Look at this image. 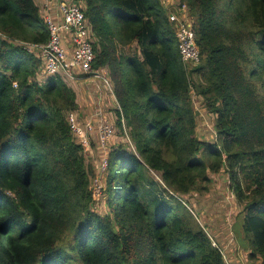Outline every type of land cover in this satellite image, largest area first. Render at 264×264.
I'll return each instance as SVG.
<instances>
[{"label":"trees","instance_id":"16d2710c","mask_svg":"<svg viewBox=\"0 0 264 264\" xmlns=\"http://www.w3.org/2000/svg\"><path fill=\"white\" fill-rule=\"evenodd\" d=\"M176 1L197 64L180 58L162 0H67L88 21L114 109L100 175L69 125L73 86L41 75L28 48L49 39L39 5L0 0V264H226L188 201L215 210L218 174L236 209L230 239L264 264V0ZM195 100L214 116L213 141L198 136Z\"/></svg>","mask_w":264,"mask_h":264},{"label":"built area","instance_id":"2783aa9c","mask_svg":"<svg viewBox=\"0 0 264 264\" xmlns=\"http://www.w3.org/2000/svg\"><path fill=\"white\" fill-rule=\"evenodd\" d=\"M41 6L46 10L44 18L50 32L49 39L45 44L28 46L31 51L38 52L42 59L47 75H59L65 81L76 80V72L87 74L91 78H100L93 67L94 51L91 44L89 25L80 6L67 0H40ZM56 3L57 11L52 14V5ZM168 9L169 20L176 24V36L180 57L188 64H197L200 53L195 43V33L189 18L187 5L182 2ZM177 7V8H176ZM42 9V8H41ZM42 9V10H44ZM176 9V10H175ZM101 116L98 125L94 121ZM71 130L79 137L81 145L90 149V140L95 133L99 146L103 148L104 143L112 139L114 128L109 119H103V114L97 111L84 123H80L79 117L74 113L67 116ZM124 127V125H123ZM124 132L125 128H124ZM107 165L104 158L101 162L102 171ZM96 182L97 193H100V184ZM95 185V181H94Z\"/></svg>","mask_w":264,"mask_h":264},{"label":"rangeland","instance_id":"374dc122","mask_svg":"<svg viewBox=\"0 0 264 264\" xmlns=\"http://www.w3.org/2000/svg\"><path fill=\"white\" fill-rule=\"evenodd\" d=\"M37 3V0H34ZM163 4L166 5L167 9L172 10L174 9V6L178 4V1L176 0H162ZM81 4V2H80ZM50 5V7H52ZM40 8V5H39ZM42 9H44L41 6ZM41 10L42 14H45V9ZM89 33L90 29H89ZM43 73V72H42ZM41 75H46V73H43ZM76 76H79L76 80H70L67 82L68 84L72 85L73 90L76 93V99L77 102L81 104L83 101L80 100V94L77 93V90L80 89L79 85L86 88V93L89 95H92L94 98L97 97L98 94V100L96 102L88 103L87 105H84L85 108H89L90 113L86 114L85 111L81 110V106L79 107L80 115L76 112V115L79 117V120H82L80 123H84L87 121L93 114H95V111L101 112L103 115V119H113L114 109L112 106H105V96H102V94H99L100 92L95 89V85H92L91 83H81L84 81L82 72H76ZM99 84H103L101 80H95ZM90 82V81H89ZM78 86V87H76ZM98 91V92H97ZM102 96V97H101ZM78 103V104H79ZM197 103V111L196 113L200 116V123L198 124V136L202 139H206V141H213L214 140V129H213V123H214V116L212 114H207L206 111L202 109V107L198 104V101L195 100V104ZM96 109L94 110V108ZM88 112V110H86ZM90 115V116H89ZM89 116V118H87ZM94 142V145L89 148H84L89 156H88V162L91 163L93 173L95 174L97 171H100L102 169L101 162H103L104 158L106 157L104 153V148L106 144L111 143V139L109 141H106L104 143L103 148L97 146L95 143V140L92 139ZM102 171V170H101ZM99 173V172H98ZM103 174V171L100 173V175ZM224 176L222 174H218L216 179H213L212 184L210 185L211 195H208L210 204L215 208V210L209 211L206 207L205 198L201 199L203 197H197V198H188L190 207L192 206L194 210L196 211V216L198 217V222L200 221V224H203L204 227H206L210 234L213 236L214 240L219 244V242L222 244L221 246V253L224 257V261L226 264H249L246 260L245 252L238 246L234 244V240L230 239L229 235V225L228 222L231 220V214L234 216L235 214V204L233 203V197L228 193H226V183H224ZM95 186V185H94ZM217 195V198L215 197ZM207 197V196H206ZM223 205H226L223 207ZM221 208H227V211L224 209V212H227V214H223L224 220H220V222H217V218L222 216V211H219V207ZM222 209V210H223ZM219 234V238L221 241L217 240V237L213 235V233ZM230 242L231 247L228 248V242Z\"/></svg>","mask_w":264,"mask_h":264},{"label":"crops","instance_id":"0c3cea01","mask_svg":"<svg viewBox=\"0 0 264 264\" xmlns=\"http://www.w3.org/2000/svg\"><path fill=\"white\" fill-rule=\"evenodd\" d=\"M60 1L61 0H57V2H60ZM40 3H41L40 0H37V3L36 4L37 5H40ZM56 3L55 2L53 3L52 11H51L52 14H54L57 11ZM32 52L35 53L36 55H39L40 58L42 59L41 55L38 52H35V51H32ZM42 61H43V59H42ZM96 72L101 74V73H103V70H99V71H96ZM83 79H84V81L81 82V83H91L92 82L91 84L92 85H95V89L96 90H97V85L99 87V89H98L99 92H102L104 90V87L102 86V84H99V83H97L95 81L96 78L94 79V78H91V77L87 76V74H84L83 75ZM76 87H78V86H76ZM79 87H80V89L77 90V93L80 94V100L83 101L81 104L78 101L79 107L81 106V110L85 111L86 114H88V113H90L89 108L87 107V108L84 109V105H87L88 103H91V102H96V98H94L92 95L87 94L85 92L86 91V88L85 87H83V86H79ZM105 104H106L107 107L108 106H112L113 107V105L111 104V102L109 100H107V99L105 101ZM86 110H88V112ZM94 135H95V133L93 134L92 138H94ZM219 234L220 233L218 232V234H217L218 238H219ZM219 240H220V238H219ZM227 242H228V245H229L228 248L231 247L230 242L229 241H227Z\"/></svg>","mask_w":264,"mask_h":264},{"label":"clouds","instance_id":"9594fccd","mask_svg":"<svg viewBox=\"0 0 264 264\" xmlns=\"http://www.w3.org/2000/svg\"><path fill=\"white\" fill-rule=\"evenodd\" d=\"M179 55H180V54H179ZM180 58H181V57H180ZM117 106H118V105H117ZM92 114H93V113H92ZM92 114H91V115H92ZM89 116H90V115H89ZM89 116H88V117H89ZM214 134H215V133H214ZM100 189H101V188H100ZM97 194H100V193H97ZM201 225H202V224H201Z\"/></svg>","mask_w":264,"mask_h":264}]
</instances>
